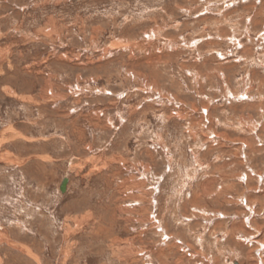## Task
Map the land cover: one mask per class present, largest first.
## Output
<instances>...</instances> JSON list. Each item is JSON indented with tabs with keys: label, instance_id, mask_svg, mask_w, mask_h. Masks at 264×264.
Instances as JSON below:
<instances>
[{
	"label": "rangeland",
	"instance_id": "obj_1",
	"mask_svg": "<svg viewBox=\"0 0 264 264\" xmlns=\"http://www.w3.org/2000/svg\"><path fill=\"white\" fill-rule=\"evenodd\" d=\"M234 262L264 264V0H0V264Z\"/></svg>",
	"mask_w": 264,
	"mask_h": 264
},
{
	"label": "water",
	"instance_id": "obj_2",
	"mask_svg": "<svg viewBox=\"0 0 264 264\" xmlns=\"http://www.w3.org/2000/svg\"><path fill=\"white\" fill-rule=\"evenodd\" d=\"M67 178H63L62 181H61V184L59 186V189L61 192H64L66 190V183H67ZM234 264H236V262H234Z\"/></svg>",
	"mask_w": 264,
	"mask_h": 264
}]
</instances>
